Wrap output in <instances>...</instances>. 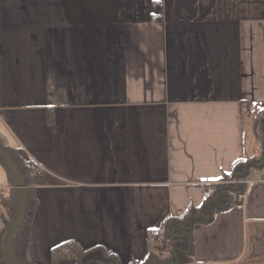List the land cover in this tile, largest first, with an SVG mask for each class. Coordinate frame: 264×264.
<instances>
[{
  "label": "crops",
  "instance_id": "0c3cea01",
  "mask_svg": "<svg viewBox=\"0 0 264 264\" xmlns=\"http://www.w3.org/2000/svg\"><path fill=\"white\" fill-rule=\"evenodd\" d=\"M262 111L264 0H0V146L39 170L25 264H73L50 261L70 240L164 253L154 232L204 212L198 183L264 154ZM243 186L190 228L188 264H264V186Z\"/></svg>",
  "mask_w": 264,
  "mask_h": 264
},
{
  "label": "trees",
  "instance_id": "16d2710c",
  "mask_svg": "<svg viewBox=\"0 0 264 264\" xmlns=\"http://www.w3.org/2000/svg\"><path fill=\"white\" fill-rule=\"evenodd\" d=\"M264 120V119H263ZM261 123V122H260ZM262 132V130H261ZM263 133V132H262ZM16 163L22 184L25 188V212L19 222L12 237V252L14 256L24 263L22 255L26 250L28 243L31 220L37 205L32 191L34 177L38 175V168L28 159L24 158L17 150L4 148ZM0 164L6 171L12 188L6 193L0 195V264H9L3 255V239L10 220L17 211V191L14 187L11 172L0 159ZM252 169H264V155L253 157L249 161H239L233 165L232 176L237 175L247 177ZM244 186L239 185L236 188L231 186L217 187L216 191L207 198L205 210L197 215L194 210L182 217H169L160 227L159 234L162 242L161 251L155 253L149 251L145 258L138 263L130 262L129 264H188L191 262V248L188 245V233L190 228L197 222H210L214 215L220 211L230 208L234 204V196L237 192H243ZM231 198V199H230ZM168 259V260H167ZM61 260H71L73 264H120L117 256L111 251L106 250L101 245H92L82 247L74 240L62 243L50 250V261L58 263Z\"/></svg>",
  "mask_w": 264,
  "mask_h": 264
},
{
  "label": "water",
  "instance_id": "95a60500",
  "mask_svg": "<svg viewBox=\"0 0 264 264\" xmlns=\"http://www.w3.org/2000/svg\"><path fill=\"white\" fill-rule=\"evenodd\" d=\"M0 159L5 163V165L11 172L14 181V187L17 191V211L13 216V218L10 220L5 232V236L2 243L3 255L6 258V260L9 262V264H25L20 262L14 256L11 248L13 234L25 212V198H26L25 188L22 184L21 175L16 163L1 146H0Z\"/></svg>",
  "mask_w": 264,
  "mask_h": 264
},
{
  "label": "built area",
  "instance_id": "2783aa9c",
  "mask_svg": "<svg viewBox=\"0 0 264 264\" xmlns=\"http://www.w3.org/2000/svg\"><path fill=\"white\" fill-rule=\"evenodd\" d=\"M254 184L264 186V169L259 170L254 178L241 177L237 175L227 182L215 181L198 183V185L201 187V195L204 200L209 198L216 191V188L220 185H231L232 187H237L239 185L251 186ZM234 197V206L237 209H241L242 200L244 199V193L237 192ZM154 247L156 248V251H159L163 247L162 242L158 239L154 243Z\"/></svg>",
  "mask_w": 264,
  "mask_h": 264
},
{
  "label": "rangeland",
  "instance_id": "374dc122",
  "mask_svg": "<svg viewBox=\"0 0 264 264\" xmlns=\"http://www.w3.org/2000/svg\"><path fill=\"white\" fill-rule=\"evenodd\" d=\"M257 110H262L260 107H257L256 108ZM264 112L262 111V113L261 114H263ZM256 116H257V113H256ZM258 123H260V122H258ZM256 126H257V122H256ZM259 126V127H258ZM257 127L259 128V130H257L256 132L257 133H259V135H262L261 134V130H262V132L264 133V126L263 125H258ZM247 129H248V127H247ZM264 135V134H263ZM263 143H264V140H263ZM259 144H255V148H254V151H253V153L255 152L256 154H257V152L259 151V146H258ZM263 151H261L260 152V156H262L261 155V153H262ZM264 155V154H263Z\"/></svg>",
  "mask_w": 264,
  "mask_h": 264
}]
</instances>
